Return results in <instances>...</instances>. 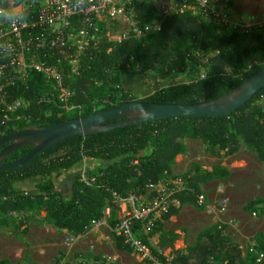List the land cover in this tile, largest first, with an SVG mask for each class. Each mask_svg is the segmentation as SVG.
<instances>
[{"label":"trees","instance_id":"16d2710c","mask_svg":"<svg viewBox=\"0 0 264 264\" xmlns=\"http://www.w3.org/2000/svg\"><path fill=\"white\" fill-rule=\"evenodd\" d=\"M5 2L11 1L2 0ZM137 8L141 22L153 19V7L142 2ZM161 25L160 31L150 32L141 39L132 37L118 42L103 36L96 46L91 45L82 61L80 75L75 79L65 77V85L75 91L69 104L75 106L64 107L58 90L43 74H30L28 84L12 88L9 98V101L22 98L28 104L16 111L0 106V139L23 129H42L90 116L100 105L109 109L134 100L162 104L212 101L264 68V41L247 46L244 44L246 34L239 30L218 31L210 24L200 23L191 14L166 17ZM202 48L213 55L201 63L196 53ZM190 66L202 67L204 75L165 86L143 98L124 89L122 84V76L126 73L158 69L166 75L183 72ZM263 98L264 88L227 116L174 117L60 141L26 166L0 171V228L12 226L17 235L27 233L28 227L22 229L13 215L16 212L24 214L20 221L35 218L38 223H47L79 236L88 233L93 224L102 219L108 205L111 207L109 223L115 227L119 221L117 197H128L132 193L142 195L148 183L158 184L179 177H183L190 188L177 194L181 204L196 205L204 210L197 198L203 193L200 184L226 180L231 171L218 164L201 172L200 165L192 163L185 174L178 176L172 169L175 157L185 153V139L192 138L200 139L206 151L214 156L225 150L235 152L244 144L264 162ZM5 114L9 118H5ZM30 149L12 152L5 162L20 159ZM148 149L151 152L145 154ZM87 158L113 162L89 169V177L84 180L82 173L75 169ZM70 171L72 188L71 194L66 196L65 181L56 182L53 176ZM258 205H264V197L250 201L246 210L264 215V208L258 210ZM42 212L46 215L41 219ZM178 212L179 207H172L147 235L138 232L145 241L158 238V249L151 248L161 260L166 261V257L160 250L171 249L173 264H247L240 244L224 234L221 225L202 230L188 253L176 249L179 233L164 227ZM137 225L141 228V223ZM257 240L264 242V231L257 235ZM117 244L131 250L119 236ZM0 264L11 263L4 259ZM135 264L152 263L137 261Z\"/></svg>","mask_w":264,"mask_h":264},{"label":"rangeland","instance_id":"374dc122","mask_svg":"<svg viewBox=\"0 0 264 264\" xmlns=\"http://www.w3.org/2000/svg\"><path fill=\"white\" fill-rule=\"evenodd\" d=\"M146 1L148 5L153 7L154 15H157L158 0ZM216 1V4L224 13L228 14L232 21L241 23L242 28L246 30L245 32L239 31L246 34L245 45L253 46L264 41V0ZM212 26L216 27L218 31L226 30L216 25ZM98 27L100 30H97L95 35L98 41L103 36L113 38L118 42L127 40L123 38L120 29L124 28L123 31H127L129 27L123 23L102 20V22H99ZM120 36L122 40H119ZM72 47L70 51L60 57V64L65 67L66 75L71 79H75L77 75L70 72L71 68L74 66L81 67L87 51L80 52L76 47ZM212 55L213 53L208 54L203 48L196 53V57L201 63L206 62ZM161 71L151 69L142 73H126L122 76L123 87L133 95L143 98L165 86L188 82L197 76L202 77L204 75L202 67L196 68L193 66L188 67L183 72L173 74L165 75ZM47 81L58 90L64 107L75 106L69 104L75 93L74 90L61 88L51 79H47ZM261 102L264 104V98ZM27 104L28 102L24 106ZM104 107V105H100L97 109L101 110ZM185 144L187 147L185 153L178 154L172 166L175 175L185 174L192 163H197L200 165L201 172L209 171L215 165L221 164L231 171V176L226 180L215 179L200 184L203 193L208 198L209 205L216 203L218 200L226 199V208L221 211L216 206L217 210L211 212L209 207L201 210L196 205L188 204L196 208L198 212L188 220L190 230L184 229L181 233L178 232L180 237L176 241V249L188 253L202 230L214 225H221L224 234L240 244L242 256L247 259V264H264V242L257 240V235L264 231V215L246 210V206L250 201L258 197H264V162L244 144H241L235 152L225 150L219 156L207 152L200 139L186 138ZM111 162L113 161L89 162L87 165L85 164L87 162L83 161L78 164L75 171L79 170L82 173V178L88 179V169L104 167ZM71 175L72 172L61 176H53L56 182L65 181L63 190L66 196L71 194V179L73 177ZM179 178L182 179L183 177ZM171 181L165 179L159 181L155 186L160 189L161 186H166ZM146 187L144 193L147 192ZM117 199L115 200L116 204ZM184 205L181 204L180 207ZM263 208L264 205L257 206L258 210ZM108 210H110V213H108ZM110 214L111 207L108 205L104 209L102 219L94 223L88 233L75 236L68 230L59 229L47 223H38L35 218L24 219V222L23 220L20 221L24 214L15 212L13 215L19 220L22 229L28 227V232L17 235L12 226L1 227L0 260L6 259L11 264H30L32 262L35 264H135L137 261H141L133 250L128 251L125 248L118 247L116 229L111 227L109 223ZM45 215L46 213L42 212L40 218H45ZM120 215L119 208L118 219ZM165 228L170 229L171 227L167 223ZM158 241L157 237L151 240L153 248L158 249ZM165 252H169V257L173 258L171 249H167ZM96 257L100 258L97 259Z\"/></svg>","mask_w":264,"mask_h":264},{"label":"built area","instance_id":"2783aa9c","mask_svg":"<svg viewBox=\"0 0 264 264\" xmlns=\"http://www.w3.org/2000/svg\"><path fill=\"white\" fill-rule=\"evenodd\" d=\"M10 1L2 3L0 0V106H6L9 111H16L26 103L22 98L9 101L11 89L26 86L30 74L34 72L43 74L61 88L70 89L65 85V77L68 76L65 67L60 64V57L72 46L80 52H86L91 45L96 46L98 39L95 35L102 20L129 27L127 31L120 29L127 40L132 37L141 39L150 32L160 31L164 18L178 14H191L200 23L222 29L246 31L241 23L232 21L220 9L216 0H158L157 15L147 22H141L137 8L142 2L147 3L146 0ZM119 40H122L121 36ZM70 72L77 76L81 73L80 68L75 66ZM4 117L9 118L8 114ZM146 188L147 192L143 195L132 193L128 197H118L121 215L115 231L141 261L173 264L169 252L160 250L166 257V261L161 260L153 253L151 240L145 241L138 232L147 235L162 215L172 207H180L177 194L190 190L188 182L179 178L160 189L151 183ZM197 198L198 204L209 207V211L213 212L217 207L221 211L226 208V199L209 205L204 193ZM137 223H141V228Z\"/></svg>","mask_w":264,"mask_h":264},{"label":"water","instance_id":"95a60500","mask_svg":"<svg viewBox=\"0 0 264 264\" xmlns=\"http://www.w3.org/2000/svg\"><path fill=\"white\" fill-rule=\"evenodd\" d=\"M263 88L264 68L227 94L212 101L197 104H162L134 100L115 108L98 110L87 117L70 119L42 129L16 131L0 139V171L22 168L52 145L72 136L92 135L181 116H227L244 106ZM5 143L8 145L1 148ZM27 147L31 149L20 159L5 162L12 152Z\"/></svg>","mask_w":264,"mask_h":264},{"label":"crops","instance_id":"0c3cea01","mask_svg":"<svg viewBox=\"0 0 264 264\" xmlns=\"http://www.w3.org/2000/svg\"><path fill=\"white\" fill-rule=\"evenodd\" d=\"M148 152H150L149 149L146 151V153H148ZM84 161L87 162V163H85L87 165L89 164V162H102L100 160H96V159H93V158H87ZM182 207L179 208V212L177 214L171 216L170 222H168V226H170L171 228L170 229H166L164 227L165 230H174L177 233L178 232L181 233V231L184 230V229L190 230V227H189L190 225H188V223H189L188 220H190L192 215L195 214L196 212H198V210L196 208H194L192 205H188V204H185ZM195 225H196V228H197V222L195 223Z\"/></svg>","mask_w":264,"mask_h":264}]
</instances>
